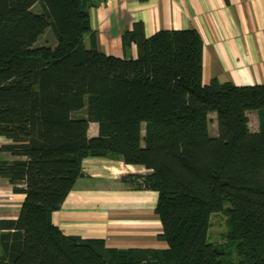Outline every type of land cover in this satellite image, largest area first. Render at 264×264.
<instances>
[{
	"label": "trees",
	"instance_id": "16d2710c",
	"mask_svg": "<svg viewBox=\"0 0 264 264\" xmlns=\"http://www.w3.org/2000/svg\"><path fill=\"white\" fill-rule=\"evenodd\" d=\"M104 1L0 0V136L12 140L0 177L25 195L18 219L0 220V264H264V84H205L194 29L147 37L136 22L122 34L136 57L87 48ZM90 156L149 170L124 181L157 191L166 248L108 247L55 224ZM225 203L228 241L210 242Z\"/></svg>",
	"mask_w": 264,
	"mask_h": 264
},
{
	"label": "crops",
	"instance_id": "0c3cea01",
	"mask_svg": "<svg viewBox=\"0 0 264 264\" xmlns=\"http://www.w3.org/2000/svg\"><path fill=\"white\" fill-rule=\"evenodd\" d=\"M142 22L147 37L165 29L197 30L204 43L203 82L212 78L236 85L264 84V0H106L90 9L91 48L120 58L137 56V46L125 50L122 34ZM94 35V36H93ZM97 134V130L90 133ZM12 143L0 136V147ZM0 152V159H11ZM83 176L68 194L53 220L67 235L104 239L113 248H166L159 237L163 225L156 212L158 193L134 189L124 181L132 173H147L142 165L90 156ZM25 199L0 177V220L18 219Z\"/></svg>",
	"mask_w": 264,
	"mask_h": 264
},
{
	"label": "rangeland",
	"instance_id": "374dc122",
	"mask_svg": "<svg viewBox=\"0 0 264 264\" xmlns=\"http://www.w3.org/2000/svg\"><path fill=\"white\" fill-rule=\"evenodd\" d=\"M255 114L251 115V127L256 128L257 121L255 120ZM212 132H215L216 123L212 121L211 123ZM97 130V124H91L90 133ZM229 204L225 203L223 209L220 211L213 212L210 215V225H209V241L210 242H225L227 240V231L229 229ZM235 254V252H234ZM238 256L235 254L234 259L236 260Z\"/></svg>",
	"mask_w": 264,
	"mask_h": 264
}]
</instances>
